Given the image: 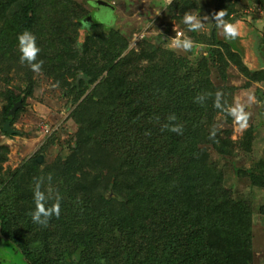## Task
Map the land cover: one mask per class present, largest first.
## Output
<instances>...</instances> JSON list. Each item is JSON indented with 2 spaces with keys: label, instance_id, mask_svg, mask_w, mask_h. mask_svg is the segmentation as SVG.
Instances as JSON below:
<instances>
[{
  "label": "trees",
  "instance_id": "1",
  "mask_svg": "<svg viewBox=\"0 0 264 264\" xmlns=\"http://www.w3.org/2000/svg\"><path fill=\"white\" fill-rule=\"evenodd\" d=\"M196 4L172 0L167 8L182 16ZM220 9L235 22L233 2L217 0ZM90 12L76 0H0V81L10 67L29 65L20 61L17 35L31 31L41 71L63 86L76 124L67 152L46 170L35 154L2 172L7 153L0 146L1 239L27 264H252V210L216 190L210 151L224 157L251 150L252 126L232 138L235 87L227 69L235 66L245 87L263 72H251L215 26L202 38L206 54L191 60L159 36L131 49L116 24L87 21ZM82 26L88 29L80 40ZM28 67L21 93L0 90L2 123L12 126L32 94ZM246 173L263 190L264 215V174ZM80 186L87 198L77 195ZM37 190L46 209L59 207L44 224L31 218Z\"/></svg>",
  "mask_w": 264,
  "mask_h": 264
},
{
  "label": "rangeland",
  "instance_id": "2",
  "mask_svg": "<svg viewBox=\"0 0 264 264\" xmlns=\"http://www.w3.org/2000/svg\"><path fill=\"white\" fill-rule=\"evenodd\" d=\"M76 1L91 11L87 21L99 22L105 28L116 24L128 37L129 48L135 50L142 41L153 42L160 37L162 46L176 50L192 60L206 54L209 45L202 38L211 36L215 26L213 21L208 20L204 21L203 29L189 31L182 22L183 15H177L178 10H168L167 5L172 0ZM103 1L114 6L115 19ZM232 2L235 10L233 14L237 17L233 23L238 26V35L227 41L242 54L243 62L251 72L261 71L264 74V0H229V3ZM216 4L217 0H197L196 6L187 12L199 13L201 17L207 15L211 19L212 13L217 11ZM79 29L82 40L88 28L82 26ZM178 32L181 34L178 35ZM215 32L217 37H223L216 27ZM177 37L190 38L193 47L187 51L171 47L170 40ZM28 66L24 69L10 67L5 74L8 76L7 82L0 81V90L9 87L14 92L21 93L27 85L24 71ZM211 77L215 83H221L215 71ZM32 78V94L26 98L25 107L11 126L16 133L4 134V122L0 121L1 152L7 153L6 160L1 163L2 172L15 168L35 154L42 158L40 169H48L49 162L57 155L67 152L76 131V124L69 117L70 107L66 102L63 86L53 82L41 69L39 72L32 70ZM226 82L235 87L231 110L238 109L239 114L245 118L238 120L233 115L232 138H240L242 132L252 126L254 142L250 151L237 149L224 157L210 151V157L219 168L215 187L216 190L222 187L233 197L242 199L252 210V264H264V215L258 211L263 200V190L252 185L249 177L244 174L253 171L264 174V78L251 80L249 86L245 87L247 78L232 65L227 69ZM2 105L0 97V110ZM2 146H7L8 149L5 150ZM77 195L87 198L88 189L80 186ZM0 264L27 263L7 240L0 237Z\"/></svg>",
  "mask_w": 264,
  "mask_h": 264
},
{
  "label": "clouds",
  "instance_id": "3",
  "mask_svg": "<svg viewBox=\"0 0 264 264\" xmlns=\"http://www.w3.org/2000/svg\"><path fill=\"white\" fill-rule=\"evenodd\" d=\"M227 15L228 13L225 9H220L219 11L212 13L211 19L207 15L201 17L199 13L185 12L182 16V22L188 27L189 31L196 32L204 28V21L211 20L226 39L235 38L238 35V26L235 23L226 20L225 17ZM17 40L21 53L20 61L22 63L27 62L33 71L39 72L43 61L36 60L37 53L40 51V48L36 44V36L31 31L25 29L17 35ZM170 46L187 51L193 47V42L190 38L180 39L177 37L170 40ZM231 112L238 120L245 119L239 114L238 109H232ZM172 130L177 131L178 129L174 128ZM35 200L37 201V206L31 213V218L34 223H46L47 218L50 217L53 212L56 215H59L58 205L51 209H46L43 206L45 200V194L43 192L37 190L35 192Z\"/></svg>",
  "mask_w": 264,
  "mask_h": 264
},
{
  "label": "water",
  "instance_id": "4",
  "mask_svg": "<svg viewBox=\"0 0 264 264\" xmlns=\"http://www.w3.org/2000/svg\"><path fill=\"white\" fill-rule=\"evenodd\" d=\"M105 7H108L110 9V12L112 13L114 19H115V14H114V6L112 4H110L109 2H106V1H103ZM21 105V102L20 101H17L13 104V106L9 109L8 111V114H13L15 112V110ZM3 130L12 134V133H16V130L13 129L10 125V121L9 120H6L4 123H3ZM41 156H38L37 157V161L38 162H41Z\"/></svg>",
  "mask_w": 264,
  "mask_h": 264
},
{
  "label": "built area",
  "instance_id": "5",
  "mask_svg": "<svg viewBox=\"0 0 264 264\" xmlns=\"http://www.w3.org/2000/svg\"><path fill=\"white\" fill-rule=\"evenodd\" d=\"M181 33L180 32H178V35H180Z\"/></svg>",
  "mask_w": 264,
  "mask_h": 264
}]
</instances>
